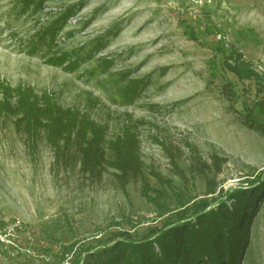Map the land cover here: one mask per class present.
Listing matches in <instances>:
<instances>
[{
    "label": "rangeland",
    "instance_id": "obj_1",
    "mask_svg": "<svg viewBox=\"0 0 264 264\" xmlns=\"http://www.w3.org/2000/svg\"><path fill=\"white\" fill-rule=\"evenodd\" d=\"M71 6L56 37L42 39ZM218 42L264 76V0H47L41 10L0 0V264H72L264 178V137L243 124L264 92L225 67ZM61 53L76 70L49 62ZM19 87L99 126L105 160L81 172L91 133L79 123L57 146L45 128L29 134L13 112ZM129 138L139 165L122 172L109 145ZM248 228L240 264H264V189Z\"/></svg>",
    "mask_w": 264,
    "mask_h": 264
},
{
    "label": "trees",
    "instance_id": "obj_2",
    "mask_svg": "<svg viewBox=\"0 0 264 264\" xmlns=\"http://www.w3.org/2000/svg\"><path fill=\"white\" fill-rule=\"evenodd\" d=\"M47 0H23L26 7L33 6L41 10ZM74 6L65 9L64 13L48 29L43 32L42 39H54L67 22L75 14ZM188 36L198 40L192 26H186ZM33 50L37 47L33 46ZM212 48L224 55L225 67L234 73L240 80H255L259 91L264 92V76L258 73L252 62L246 60L243 54L236 50L227 51L219 42ZM68 60L67 69L76 70L78 63L72 60L71 55L61 53L52 57L51 64H59ZM223 90L228 97L235 95L232 83L224 85ZM18 99L14 106L17 122H22L24 128L33 137L39 129L48 131L51 144L58 145V139L70 142L71 135L79 123L78 132L87 136L91 133L83 151L81 172L91 173L95 166L105 160V150L102 147L104 131L84 118H79L76 111L62 110L57 106L49 94L36 95L32 89L17 88ZM12 93L5 89V95ZM243 124L249 129L258 132L264 137V96L250 106H244ZM115 154L114 167L125 172L128 166L137 167L139 157L135 142L132 138L120 147L109 145ZM264 189V178L259 176L256 185L248 188H235L221 197L212 199L216 203L203 200L194 205V214L189 215L190 209H182L162 227L150 231V235L134 240L127 233L125 236L102 251H89L84 258L80 256L81 264H240L244 249L248 246V222L257 207V201ZM231 202L230 205L227 202ZM117 250V252H116ZM69 252V251H68ZM111 259L100 263L89 261L88 257L96 258L101 253H115ZM80 258L75 254L72 264H80Z\"/></svg>",
    "mask_w": 264,
    "mask_h": 264
}]
</instances>
